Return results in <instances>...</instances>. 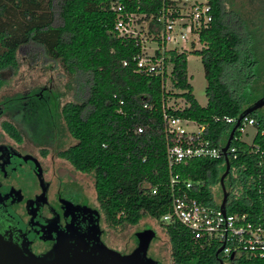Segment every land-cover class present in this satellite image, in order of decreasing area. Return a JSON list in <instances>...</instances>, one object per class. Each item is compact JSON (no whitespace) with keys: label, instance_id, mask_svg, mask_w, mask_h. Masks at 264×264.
<instances>
[{"label":"trees","instance_id":"obj_1","mask_svg":"<svg viewBox=\"0 0 264 264\" xmlns=\"http://www.w3.org/2000/svg\"><path fill=\"white\" fill-rule=\"evenodd\" d=\"M114 1L146 18L154 16L160 7V0H0V72L15 65L18 51L33 46L46 59L60 64L75 90L74 101L60 108L55 95L41 88L4 100L3 110L20 116L34 143L43 142L40 136L53 122L60 123L74 143L58 148L55 155L74 171L92 174L95 201L110 227L133 226L147 216L157 221L168 238L175 264H216L214 245L194 241L179 224L160 222L169 210L161 106L172 97L182 98L186 107L167 109L168 114L205 126V137L213 145L220 143L228 126L213 118H235L242 112L235 90L244 88L243 82L228 76L226 83L224 78L228 69L238 68L244 25L236 12L226 10L224 0H208L212 21L199 34L205 47L194 53L200 58L205 80L206 104L201 107L187 83L186 55L169 53L170 88L180 94L164 91L158 76L135 71L132 57L139 48L133 41L116 38L115 14L110 9ZM123 61L127 66L121 65ZM144 103L150 108L143 109ZM248 117L256 120L251 145L234 140L231 144L237 149L257 150L239 152L235 160H229L223 180L227 193L224 210L245 214L264 225V120L253 114ZM137 128L141 133H136ZM1 129L19 142L12 125L4 123ZM223 170L221 159H194L172 166L171 174L192 183L198 199L217 207L221 194L218 179ZM152 188H156L154 195ZM215 188L219 191L216 197ZM230 264H264V260L239 258Z\"/></svg>","mask_w":264,"mask_h":264},{"label":"built area","instance_id":"obj_2","mask_svg":"<svg viewBox=\"0 0 264 264\" xmlns=\"http://www.w3.org/2000/svg\"><path fill=\"white\" fill-rule=\"evenodd\" d=\"M110 9L115 14L113 32L116 38L133 41L139 48L138 54L132 57L135 71L158 76L164 91L172 84L169 53L187 56L201 51L205 46L200 42L199 34L207 30L212 21L208 0H160L156 14L148 18L144 14L126 11L119 1L112 2ZM127 64V61L121 63L123 67ZM184 107L173 108L166 104L161 106L169 175V210L160 218V222L179 224L189 232L194 241L201 242L202 245H214L215 250L221 248L217 256L222 262L226 260L230 263L239 258L245 261L264 260V225L249 220L245 214L222 212L218 208L219 204L215 207L203 199H198L192 183L179 180L171 174L172 166L186 165L194 159H221L223 162L221 149L225 141L213 145L205 137V126L170 115L166 111L181 110ZM142 108L150 107L144 103ZM236 120L237 117L227 116L213 118L214 122L222 123L228 128ZM255 124L256 121L248 116L239 121L234 131L238 135L234 137L233 134L225 151L228 162L235 160L239 152H256V147L244 150L231 144L233 140L242 142L240 137L245 133L244 129L254 128ZM136 133H141V129L137 128ZM255 133L254 128L251 142L243 143L250 146ZM259 135L262 136L263 132ZM150 193L156 194V188H152Z\"/></svg>","mask_w":264,"mask_h":264},{"label":"rangeland","instance_id":"obj_3","mask_svg":"<svg viewBox=\"0 0 264 264\" xmlns=\"http://www.w3.org/2000/svg\"><path fill=\"white\" fill-rule=\"evenodd\" d=\"M224 1L226 10L236 12L240 17L244 30L249 32L248 34L252 40L250 47V51L252 52L250 61L251 77L243 83L244 88H236L235 90L239 94V99H241V110H244L259 100L264 94V0ZM185 65L186 78L187 83L191 87V95L199 106L204 107L206 104L204 93L205 80L200 58L195 54H188L185 59ZM226 73L224 79L226 83H229L228 76L231 79L235 71L230 68ZM0 83V106H2L4 100L19 96L23 97L41 88H47L55 95L59 108L66 103L73 102L75 97L73 80L68 78L67 74L61 69L60 64L46 59L40 50L33 46H27L17 52L15 65L0 72ZM165 91H169L171 94H180L179 91L169 86L165 88ZM166 105L173 108H182L186 106V103L180 97H172L166 100ZM2 111L0 114V137L2 141L15 143L16 145L18 143L20 150L39 157L40 153L35 149V144H33L31 139L33 134L21 123L20 116L8 111L6 112L3 109ZM254 116L257 118L264 117V106L257 109ZM4 123L10 124L15 128L19 135V142H15L3 133L1 126ZM244 131L245 133L241 135L240 141L249 144L254 133V128L246 127ZM225 139L226 134L223 136L221 143ZM63 141L62 146L59 147L61 149L74 143L67 133H65ZM46 148V153H48L46 158L41 157L39 160L49 170L47 175L51 179V182L53 183L55 180L54 175L62 176L64 179L74 182L76 185L66 181L67 185L71 188L72 199L92 206L99 211L95 201L92 174H80L74 171L67 162L59 159L50 147L47 146ZM213 195L214 197L219 195L218 188L213 189ZM217 200L219 201V198ZM100 216V226L103 229L101 239L107 248L120 254L126 253L134 247L135 232L148 230L153 233L148 255L163 263H170L168 238L157 221L143 215L137 224L133 226L125 225L113 228L105 222L101 212ZM223 264L230 263L224 260Z\"/></svg>","mask_w":264,"mask_h":264},{"label":"flooded vegetation","instance_id":"obj_4","mask_svg":"<svg viewBox=\"0 0 264 264\" xmlns=\"http://www.w3.org/2000/svg\"><path fill=\"white\" fill-rule=\"evenodd\" d=\"M248 33L244 31L240 45L242 58L232 78L238 83H245L251 77L252 40ZM261 100H264V94L257 101ZM3 107L0 106V114ZM251 114L256 115V111ZM41 137L42 143L33 142L39 157L20 150L18 143L4 142L0 137V233L22 253L28 252L35 257L49 258L59 249L71 248L99 258L105 248L111 250L101 239L100 212L72 199L67 182H74L54 175L52 183L47 175L49 170L39 160L46 158L47 146L54 153L58 151L64 142L65 132L59 122H53ZM145 231L148 230L135 232L134 247L128 252L120 254L111 251L120 256L137 255L139 260L136 264H175L171 256L170 263H163L148 255L153 235ZM215 262L223 264L218 256Z\"/></svg>","mask_w":264,"mask_h":264},{"label":"water","instance_id":"obj_5","mask_svg":"<svg viewBox=\"0 0 264 264\" xmlns=\"http://www.w3.org/2000/svg\"><path fill=\"white\" fill-rule=\"evenodd\" d=\"M262 106H264V100L257 101L251 107L242 110L241 114L237 116L236 123L230 128L227 138L224 142V146L221 149L223 154L224 170L218 179V185L221 192V199L219 201L218 208L222 212L225 211L224 205L227 199V193L223 184V180L227 176L229 171V164L225 156V151L230 144L234 131L239 125V121L243 117L250 115L252 112L256 111ZM145 232L153 235L151 231ZM220 250L221 248L216 250L215 257L218 255ZM140 251L141 253H143V249H141ZM102 255L103 256L99 258H95L84 254L78 249L64 248L59 249L58 253H54V255L49 258L35 257L28 252L22 253L0 233V264H136L139 260V258L136 257L137 255L120 256L119 254L106 248L105 251L102 252Z\"/></svg>","mask_w":264,"mask_h":264},{"label":"crops","instance_id":"obj_6","mask_svg":"<svg viewBox=\"0 0 264 264\" xmlns=\"http://www.w3.org/2000/svg\"><path fill=\"white\" fill-rule=\"evenodd\" d=\"M229 130H230V128H228V131H227V133H226V138H227V135H228ZM225 140H226V139H225Z\"/></svg>","mask_w":264,"mask_h":264}]
</instances>
